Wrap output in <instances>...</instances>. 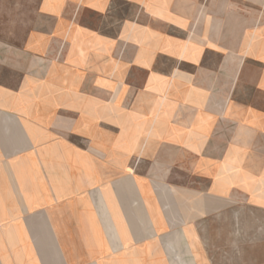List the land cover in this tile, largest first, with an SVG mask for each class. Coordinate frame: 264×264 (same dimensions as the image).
<instances>
[{"label":"crops","instance_id":"0c3cea01","mask_svg":"<svg viewBox=\"0 0 264 264\" xmlns=\"http://www.w3.org/2000/svg\"><path fill=\"white\" fill-rule=\"evenodd\" d=\"M0 3V264H211L264 211V0Z\"/></svg>","mask_w":264,"mask_h":264},{"label":"rangeland","instance_id":"374dc122","mask_svg":"<svg viewBox=\"0 0 264 264\" xmlns=\"http://www.w3.org/2000/svg\"><path fill=\"white\" fill-rule=\"evenodd\" d=\"M35 1L25 0L27 16ZM202 243L211 264H264V211L239 202L222 215L205 218Z\"/></svg>","mask_w":264,"mask_h":264}]
</instances>
